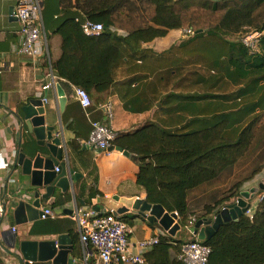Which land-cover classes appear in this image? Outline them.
Here are the masks:
<instances>
[{"label": "crops", "instance_id": "1", "mask_svg": "<svg viewBox=\"0 0 264 264\" xmlns=\"http://www.w3.org/2000/svg\"><path fill=\"white\" fill-rule=\"evenodd\" d=\"M15 4L16 0H0V201L7 208L0 220V264H21L18 255L21 241L54 240L61 235L71 240L76 262L97 264L92 249L88 251L87 262L83 260L75 223L70 217L73 206H93L92 200L99 198L100 204L96 206L102 208L101 212H116L122 205L114 197L145 200L146 193L136 185V160L114 150L96 155L85 145L90 123L110 124L119 134L146 125L170 133H189L224 119L228 123V136H234L252 115L264 111L261 102L264 85L253 81V77L238 76L237 47L231 38L185 34L182 29L144 44L140 53L125 52L114 69V83L106 102L111 107L110 119L100 108L103 104H94L92 100L91 107L84 111L73 87L63 80L54 89L41 91L45 67L40 63L36 66L19 54L18 23L11 14ZM60 21L58 0H43L42 22L53 58L59 55V38L53 32ZM56 86L63 94L61 106ZM42 97L47 99L45 126H54L62 137L65 155L61 162H65L67 173L71 174L68 178L74 175L78 178L65 194L55 189L52 205L41 200V208L50 207L52 217L17 226L13 217L15 208L19 202H32L36 191L29 176L15 166L18 152L33 155L38 150L24 120L23 108ZM255 106L260 111H253ZM260 125L264 126V122ZM258 138L256 134L254 146L245 159H250L246 163L249 176L254 170L259 171L240 191L256 187L264 180L263 135ZM4 166L9 169H3ZM94 191L98 196L91 199ZM256 201L257 197L254 207ZM122 216L129 221L131 243L163 231L130 210ZM12 227L17 229L15 234L10 231ZM180 231L173 239L187 240V233L182 228Z\"/></svg>", "mask_w": 264, "mask_h": 264}, {"label": "trees", "instance_id": "2", "mask_svg": "<svg viewBox=\"0 0 264 264\" xmlns=\"http://www.w3.org/2000/svg\"><path fill=\"white\" fill-rule=\"evenodd\" d=\"M58 6L61 21L53 33L59 38V55L50 56V67L65 83L85 91L94 104L107 102L114 69L125 52L140 53L144 44L182 29L220 39H239L251 31L263 32L257 53L249 54L241 44L235 46L238 76L253 77V81L264 85V0H58ZM79 15L101 24L104 31L98 36H85L75 21ZM112 29L126 35L116 37ZM257 109L260 111L256 106L253 111ZM262 111L243 123L234 136H228L224 119L189 133H170L146 125L119 134L111 147L135 157L136 185L144 188L145 201L161 205L167 213H176L178 224L184 228L190 217L189 192L216 180L247 155L258 126L264 122ZM72 146L77 149L75 144ZM258 171L235 183L227 198L206 206L204 215L196 221L217 214L223 202L237 198L242 185ZM262 193L251 218L241 215L237 222L223 224L212 238L203 242L211 248L207 264H264ZM96 196L97 192H91V199ZM122 219L129 223L123 216ZM181 244V240L160 237L146 254L148 264H183L177 258Z\"/></svg>", "mask_w": 264, "mask_h": 264}, {"label": "built area", "instance_id": "3", "mask_svg": "<svg viewBox=\"0 0 264 264\" xmlns=\"http://www.w3.org/2000/svg\"><path fill=\"white\" fill-rule=\"evenodd\" d=\"M42 9L43 0H16L12 16L18 23L19 54L36 66L40 63L45 67L41 91L47 92L54 89L55 85L62 80L56 76L50 67L48 41L42 22ZM75 21L79 23L85 36H98L104 31L101 24L91 22L82 15H79ZM111 31L115 36L126 35V33L119 30L112 29ZM183 32L192 34L190 30H183ZM262 34L263 32L251 31L242 38L231 39V41L248 49L249 54H255L258 52L259 39ZM73 89L81 108L87 111L91 107L89 96L82 89L75 87ZM41 102L44 106L47 104V99L42 97ZM100 108L110 119V104L105 103ZM90 126V133L85 145L96 155L107 153L111 147V142L119 133L107 123L92 121ZM3 169H9V166H4ZM55 172H58L56 168ZM68 175L71 176L69 173ZM262 197L263 193L258 198L257 203ZM96 199L92 200L93 206L86 208L74 205L70 215L75 223L84 262H87L88 251L92 249L96 255L97 264H148L146 254L158 243L160 237H167L166 233L162 231L147 240L131 243V230L129 225L123 221L122 215L115 214L112 210L108 212L95 211ZM6 211L5 203L0 201V220L3 219ZM41 212L40 219L42 220L53 216L50 207L41 208ZM252 212L253 210L250 207L245 215L251 218ZM215 215L216 213H213L209 216V219L212 220ZM195 223L196 220L190 217L188 225L182 228L189 236L187 240H182L180 253L177 256L183 264H207L211 254V248L202 241L197 240L194 234ZM10 231L15 234L17 229L12 227Z\"/></svg>", "mask_w": 264, "mask_h": 264}, {"label": "water", "instance_id": "4", "mask_svg": "<svg viewBox=\"0 0 264 264\" xmlns=\"http://www.w3.org/2000/svg\"><path fill=\"white\" fill-rule=\"evenodd\" d=\"M176 1V0H175ZM13 10H11L12 14ZM13 19H15L13 17ZM60 106L64 102L63 94L59 86H56ZM24 120L28 126L29 133L33 135L38 150L33 155L25 154L22 151L17 153L15 166L20 167L23 174L29 176L30 184L36 191L33 194V201L30 203L19 202L14 210V223L19 226L26 223H33L40 219L41 200L53 204L55 201L54 191L60 190L65 194L72 188L73 180L78 178L74 175L68 178L66 165L61 162L65 155V147L62 144V137L56 132L54 126H45V110L40 99L31 100L23 108ZM122 152L125 156L131 157L129 153L123 152L118 147H110L108 151ZM55 168L58 172H55ZM43 191V194L40 192ZM259 192H264V180L246 191H240L235 202L221 208L211 220L204 218L194 224V234L197 240L204 242L209 240L218 231L220 226L229 222H237L241 215H244L250 208L249 200L255 198ZM115 201L122 207L115 214L123 215L132 211L149 223L157 224L167 236L174 238L181 230L175 213H167L161 205H150L145 200H132L114 197ZM100 199H96L95 211L102 208L96 206ZM18 255L21 264L49 263V264H80L75 261L72 254L73 246L66 235L58 236L54 240L44 241H21L18 245Z\"/></svg>", "mask_w": 264, "mask_h": 264}, {"label": "rangeland", "instance_id": "5", "mask_svg": "<svg viewBox=\"0 0 264 264\" xmlns=\"http://www.w3.org/2000/svg\"><path fill=\"white\" fill-rule=\"evenodd\" d=\"M185 34H187V33H185ZM256 134H258V137H259L258 139H260V136L263 135L262 142H264V126L259 127L257 129ZM252 147H251V149H252ZM248 153H247V155H248ZM245 157L240 162H238L236 165H234L230 169L226 170L216 180H214L210 183H207V184L189 192L188 208L190 211V213H189L190 217H193L195 220L197 218L202 217L204 215V212H205L204 208L206 206H211L215 202L223 200L224 198H227L230 195V192H229L230 188L235 183L249 177V170L246 167V163L248 162L247 160H250V159L249 158L245 159ZM261 195H262V192H259L255 196V197H257V200ZM235 199L236 198L228 199L227 201L223 202L219 206V208H222L227 204H232L233 202H235ZM254 202H255V198L252 200H249L250 207H252V208L254 207ZM256 204H257V201H256ZM190 217H189V219H190ZM189 219H188V221H189ZM201 219H199V220H201ZM180 233H181V231H180Z\"/></svg>", "mask_w": 264, "mask_h": 264}]
</instances>
